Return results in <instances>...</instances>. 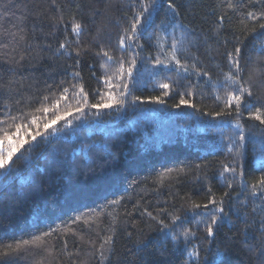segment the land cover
I'll return each mask as SVG.
<instances>
[{"label":"trees","instance_id":"obj_1","mask_svg":"<svg viewBox=\"0 0 264 264\" xmlns=\"http://www.w3.org/2000/svg\"><path fill=\"white\" fill-rule=\"evenodd\" d=\"M228 2L174 0L177 14L165 2L141 30L142 47L121 49L136 0H0V135L21 122L12 117L64 88L62 107L73 110L71 127L59 122L54 135L25 144L0 169V264H264V186L251 194L264 177V124L253 118L264 114V0H231L232 9ZM174 40L187 71L155 65L169 63ZM236 47L252 92L239 117L223 102ZM121 60L124 107L76 113L80 89L89 104L100 102ZM181 94L194 107L177 108ZM154 96L164 103L146 102ZM224 167L235 174L222 176ZM209 188L218 202L229 194L214 237L197 224L203 208L187 211L207 202ZM173 212L195 233L187 241L162 227Z\"/></svg>","mask_w":264,"mask_h":264},{"label":"snow or ice","instance_id":"obj_2","mask_svg":"<svg viewBox=\"0 0 264 264\" xmlns=\"http://www.w3.org/2000/svg\"><path fill=\"white\" fill-rule=\"evenodd\" d=\"M167 2V9L172 14H177V9L174 4V0H136L138 4V9L135 10L134 16L130 21V27L125 28L123 34L119 39V47L121 49H125L126 47L138 46L142 47V45L135 44L136 41L139 40L141 35V30L145 28V25L149 23L150 18L153 15V12L159 13L163 8L164 4ZM235 5L232 4L231 0L228 2V8L232 9ZM167 15V13H166ZM249 19H256L253 13H248ZM260 18H264V13L260 14ZM81 25L79 23H74L72 26V31L77 36L80 35ZM260 28L264 29V23L260 24ZM255 31V29H253ZM131 42V43H129ZM61 49L65 47L64 44H61ZM176 48L177 42L174 40L172 43V52L169 59V63H165L164 61L157 59L155 65L162 66L163 68H168L170 64H175L176 70H180L184 68V65L180 63V61L176 58ZM103 51V50H102ZM242 49L240 47H236L233 52L228 53V59L233 65L234 71H231L225 75V81L229 85L228 91L226 92V97L223 102L225 107L228 109H232L235 107V113L237 117H239L242 113V107L244 105L245 95L251 96L252 92L250 90V86L248 82L243 80L240 73L242 71L240 66V55ZM79 55V53H77ZM103 55L108 57V61H112L113 57L107 51H103ZM154 65V66H155ZM136 67V60L133 58L128 63L127 69V78L130 79L133 76V69ZM187 71L186 68H184ZM125 72V63L123 60L119 62V66L116 69V73L113 76H108L105 79V84L107 85L109 91L101 92V99L98 103H88V97L83 92V88L80 89L79 96L83 98V104L78 105L75 108L76 113L84 114L85 107L90 109H96L97 115L102 110L111 109V108H123L126 103V97L128 94V84L126 82V78L124 75ZM159 87L165 90H171L172 85L170 83L161 82ZM116 89L115 92L112 89ZM123 89V90H121ZM68 89L64 88L58 99L50 100V96L46 95L41 101L40 107L36 108L33 113H25L22 114L21 117H12L13 121L20 120V123H14V132L4 131L2 135H0V169H4L6 165H8L9 161L12 160L13 156L20 151L21 148L24 147L25 144H31L33 141L37 140V137H43L47 139L46 134L54 135L58 130L54 127V125L58 124L61 121L65 122V125L71 127L72 122L68 119V117L73 116V110L70 107H62V102L66 100ZM168 91H165L164 95H167ZM52 97L55 96V93L50 94ZM187 95H191L188 93ZM217 99L220 100L221 97L217 96ZM144 102V101H141ZM148 103L155 104H163L164 100L161 96L151 97ZM133 104L136 103L134 99L132 101ZM181 106L192 108L194 105L189 102L185 98V94H181L179 103L176 104V107L179 108ZM260 109H257V113H260ZM39 114V115H38ZM224 112H217L215 115L220 116L223 115ZM79 119L80 117H75ZM253 118L259 120L261 124H264V114H253ZM236 127H240L238 124ZM49 129H51V133H49ZM26 137H30V139H26ZM240 145L239 148L244 147L245 136L243 135V131H240ZM233 147L230 146L229 151L233 150ZM233 173L235 174V168L224 167L221 175L224 173ZM259 186H264V177L254 184L252 195H256L255 189ZM229 189L233 187L231 183L227 185ZM264 191V188L261 189ZM228 192L224 193V196H221L219 202L216 199L215 194L212 192V189L209 188V195L207 197V202L205 203H195L191 204V207L187 209V211L196 212L197 209L203 208L205 211L197 224H203L206 234L208 237H214L217 226L220 222L225 218L224 211V197L228 196ZM114 203H117L114 201ZM211 206V207H210ZM166 211V210H165ZM152 219H156V217L152 216L151 213H147ZM197 215L200 213L196 212ZM178 221H182V217L180 214L173 212L171 214V223H165L162 225L163 228L168 229L172 234L171 238L173 241L178 240L181 236L185 238L187 241L189 237L194 236L195 233L191 229H187L183 227V224H177ZM160 222V221H158ZM175 225V227H174ZM177 228L180 230L177 231ZM37 240L40 238L37 237ZM111 237H107L104 242L100 246L101 255H103L104 244H110Z\"/></svg>","mask_w":264,"mask_h":264}]
</instances>
